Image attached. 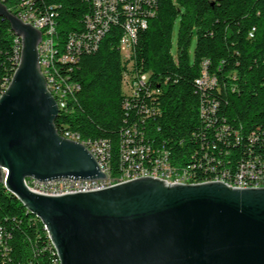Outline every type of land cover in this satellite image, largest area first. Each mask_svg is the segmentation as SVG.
Returning a JSON list of instances; mask_svg holds the SVG:
<instances>
[{
	"label": "water",
	"instance_id": "1",
	"mask_svg": "<svg viewBox=\"0 0 264 264\" xmlns=\"http://www.w3.org/2000/svg\"><path fill=\"white\" fill-rule=\"evenodd\" d=\"M21 54L0 94V181L43 223L59 264H264V186L166 184L140 176L56 195L24 180L103 178L80 142L62 137L38 66L40 31L0 1Z\"/></svg>",
	"mask_w": 264,
	"mask_h": 264
},
{
	"label": "trees",
	"instance_id": "2",
	"mask_svg": "<svg viewBox=\"0 0 264 264\" xmlns=\"http://www.w3.org/2000/svg\"><path fill=\"white\" fill-rule=\"evenodd\" d=\"M1 1L7 9H12L17 3V0ZM41 1L56 7L58 14H50L49 22L60 38L78 29L88 11V4L82 0ZM153 8L154 14L148 17L147 26L138 32L134 44L136 64L142 70H152L153 78L165 79L158 93L160 115L144 121L146 128L150 129V136L157 139L169 137L168 142L183 137L181 145L175 141L176 148H186L185 137L198 124V94L194 91V79L199 76L204 60L207 61V72L215 74L218 84L224 87L219 95L220 113L235 126H241L244 133L256 126L263 129L264 0H155ZM176 20L174 60L171 35ZM252 27L253 36L249 38L248 32ZM121 34L120 23L112 26L95 51L79 57L72 70V79L79 84V90L77 86H69V94H76L77 104L72 107L68 85L59 83L58 87L63 92L59 94L60 110L70 112L57 115L54 120L59 134L68 129L76 132L79 140L98 145H103L99 138L107 139L111 145L112 162L116 159L120 130L134 116L133 108L127 111L122 106V65L118 50ZM193 37L195 44L190 59L188 49ZM16 41L8 20L0 16V94L8 79L3 82V78L10 77L15 69L10 57L12 44L18 50ZM53 47L56 63L59 51L64 48V40L53 41ZM51 74L56 78V69H52ZM57 79L66 81V72H57ZM186 175L190 179L188 182L201 181L199 171L193 168H186ZM212 178L214 176L205 177ZM4 215L16 219L13 234H10L15 258L22 260L26 255L23 236L37 234L49 241L40 220L7 192L0 181V218ZM38 264H50L46 254L38 259ZM55 264H58L56 255Z\"/></svg>",
	"mask_w": 264,
	"mask_h": 264
},
{
	"label": "built area",
	"instance_id": "3",
	"mask_svg": "<svg viewBox=\"0 0 264 264\" xmlns=\"http://www.w3.org/2000/svg\"><path fill=\"white\" fill-rule=\"evenodd\" d=\"M82 1L88 4V11L83 15L80 27L69 31L64 38H60L57 31L49 27L50 14H58L56 7L46 5L41 0H17L13 8L8 10L13 14L23 13L26 22L37 30L46 28L47 34H53V41L64 40V48L59 51L56 63L51 68L56 69V81H47L44 75L46 89L55 100L58 116L70 111L60 110L57 84L68 85V96H72V107L75 106L76 94H69V86H77V91L79 90V84L72 79L73 68L82 54L95 51L110 28L120 23L122 34L118 50L122 65V106L127 111L133 108L134 116L120 130L114 162L107 139L99 138L103 140L100 150L90 149L87 143L80 142L90 153H94L98 168L104 174L103 178L82 180L61 177L46 181L26 178V186L36 193L56 195L104 188L141 174H148L166 184L181 183L190 180L187 179L186 168L199 171V180L219 176L220 181H228L234 187L259 183L255 182V175L264 174V128L256 126L244 133L241 126H235L220 113L219 95L224 87L218 84L215 74L207 72L206 60L202 62L199 76L194 79V91L198 94V124L186 135V148H176V144L179 146L183 143V137L175 140V144V141L168 142L169 137L157 139L150 136V129L146 128L144 121L160 115L158 93L165 79L153 78L152 70H142L136 64L134 44L138 32L147 26L148 17L154 14L155 0ZM120 18H123L122 22ZM253 31L254 27L248 32L249 38L253 36ZM18 52L21 50H15L12 44V68ZM37 52L42 64L46 46L41 44V37L37 43ZM173 58L176 60L174 54ZM57 72H66V81H59ZM6 78L9 75L3 78V82H6ZM61 136L79 142L78 134L74 131L63 129ZM1 173V182H4L6 169L2 168ZM15 222L13 216L4 215L0 218V264H38V259L43 254H46L50 264H55V247L52 241H45V237L37 234L26 235V238L23 236L26 255L22 260L13 256L14 247L10 242V234H13Z\"/></svg>",
	"mask_w": 264,
	"mask_h": 264
},
{
	"label": "bare ground",
	"instance_id": "4",
	"mask_svg": "<svg viewBox=\"0 0 264 264\" xmlns=\"http://www.w3.org/2000/svg\"><path fill=\"white\" fill-rule=\"evenodd\" d=\"M14 15L17 18H19L22 22L26 23V17H25V15H23V13H16ZM49 27L52 28V30H53L52 24L50 22H49ZM38 30L40 31V34H41V36H40L41 37V44H44V46H46V53H44V59H42V64H41V56H39V54H38V66H39L40 72L43 75V77L45 75V80H47V81H56L55 80L56 78L51 74V71H52L51 68L54 67V56H55V52L53 51L54 47H53L52 34H47V29L46 28H38ZM15 36L17 37V41L16 42L18 44V50H21V38H20V36H18L16 34H15ZM20 54H21V52H18V57H17V61L15 63V68H16V66L19 63ZM14 70H13V72H14ZM13 72H12V74H13ZM12 74H11V76H12ZM11 76L7 79V82H6V85H5L4 89L8 85ZM4 89H3V91H4ZM62 93H63L62 90L58 87V84H57V96H59V94L62 95ZM60 106H61V103H60ZM62 137H64V138L67 139L66 136H62ZM78 140H79V138H78ZM79 142H81V143H87L88 148L93 149V150H100L103 147V145L91 144V143H89V141H81V140H79ZM91 154L94 157V153H91ZM146 175H148V174L134 175V178L140 177V176H146ZM187 179H189V176L188 175H187ZM127 180H130V179H127ZM212 180H218V181H220V177L219 176H214V178H212V179H205V180L196 181V182L181 181V183H183V184H196V183L206 182V181H212ZM221 182H223L224 184H226V185H228L230 187H234L231 184H229L228 181H221ZM255 182H259V183H253V184H250V186H244V187H263L264 186V174L255 175ZM2 183H3V186H4V182H2ZM32 215H34V214H32ZM44 229H45L46 235L48 237V240L51 241L50 236H49V234H48L47 229L45 228V226H44ZM55 255L57 257L58 264H59V258L57 256L56 250H55Z\"/></svg>",
	"mask_w": 264,
	"mask_h": 264
},
{
	"label": "rangeland",
	"instance_id": "5",
	"mask_svg": "<svg viewBox=\"0 0 264 264\" xmlns=\"http://www.w3.org/2000/svg\"><path fill=\"white\" fill-rule=\"evenodd\" d=\"M177 26H178V23H177V20H176L175 23H174L173 31H172V35H171V53L174 54V55L176 54ZM194 44H195V37L192 38L190 46H189V49H188V55H189L190 59L192 58Z\"/></svg>",
	"mask_w": 264,
	"mask_h": 264
}]
</instances>
